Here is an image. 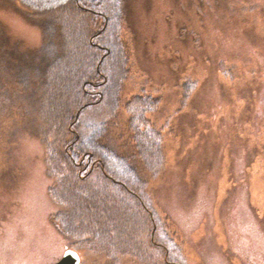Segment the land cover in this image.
I'll return each instance as SVG.
<instances>
[{
    "label": "rangeland",
    "instance_id": "obj_1",
    "mask_svg": "<svg viewBox=\"0 0 264 264\" xmlns=\"http://www.w3.org/2000/svg\"><path fill=\"white\" fill-rule=\"evenodd\" d=\"M23 1L27 7L17 0H0V119L5 124L0 123V264H54L73 250L68 241L84 225L71 227L80 213L54 191L62 190L63 183L49 175L51 147L45 132L50 127L36 106L40 89L28 83L55 77L56 69L68 62L66 35L73 24L68 5L77 0ZM124 1L120 14L129 27L123 41L131 51L132 74L120 87L117 113L107 120L104 134L117 152L133 151L125 104L141 91L165 100L148 119L162 134L165 161L162 171L144 178L143 193L159 222L156 242L141 239L147 254L157 251L169 235L177 245L171 264H264V89L246 113L249 96L235 98L237 85H231L232 69H264L258 64L264 66V0H203L211 4L203 17L199 4L191 7L193 0ZM100 10L96 13L101 15ZM210 13H216V20ZM88 17L97 34L102 18ZM233 18L245 22L235 24ZM251 43L257 49L251 51ZM215 69H224L220 91ZM184 77L195 85L208 78L212 86L194 89L182 110ZM249 78L242 80L249 83ZM15 102L21 109L11 116ZM177 111L181 115L174 122L170 114ZM199 111L206 116H197ZM181 119L184 135L177 128ZM83 166L88 174L94 170L100 176L98 166ZM95 230L89 233L98 237ZM78 243L74 251L81 264H112L92 254L93 246L85 240ZM139 253L134 250L132 255ZM132 255L117 263L166 264L162 250L159 259Z\"/></svg>",
    "mask_w": 264,
    "mask_h": 264
},
{
    "label": "trees",
    "instance_id": "obj_2",
    "mask_svg": "<svg viewBox=\"0 0 264 264\" xmlns=\"http://www.w3.org/2000/svg\"><path fill=\"white\" fill-rule=\"evenodd\" d=\"M17 1L28 6L26 1ZM195 1L196 4L194 0L190 2L191 7L199 4L198 14L203 17L204 11L211 8V4L206 5L203 0ZM245 1L247 2V0ZM123 2L127 1L77 0L75 3L71 2L68 5V8L71 7L68 18L70 23L75 26L72 24L70 32L66 35V41L71 43L67 41L68 49L71 50L69 53L67 52L68 62L61 65L63 69H56L53 74L55 77L35 78L28 84L36 85L40 89V93L36 97V104L39 105L36 106H40L39 113H44L42 119L47 121L46 124L50 127V130L45 132L51 147L49 175L53 178L56 177L54 179L56 181L60 178L63 183L60 185L62 190L57 187L54 191L58 190L56 195L58 194L61 200L68 203L76 201L77 203V208H79L77 210L80 214L79 218H72L71 227H78V223L84 225L75 231L76 237H70L71 240L68 242L72 247L68 244L69 248L76 250V248H80L78 240H85L89 243L88 245L93 246L92 254L102 256L110 260L112 264H118L117 261L123 257L130 258L134 250L140 252L132 255L135 258L148 255L149 258L154 259L153 255H155L159 259L162 250L166 264H171V256L177 248L174 238L167 235L168 242L164 238L162 246L157 247L158 249L155 251L158 254L155 252L147 254L146 244L141 241L142 238H145L147 243L156 242L155 238L159 231V222L150 210L148 196L143 193V190L147 185L144 178L147 176L151 178L153 174L164 169V164H162L165 161L163 137L156 125L148 119L150 115L159 111L165 100L162 103L161 95H144L146 92L141 91L140 95L133 97L125 104V110L129 114L125 125L131 133L128 143L133 147V151L124 148L117 152L114 149V142L106 139L107 136L104 134L107 120L117 113L120 87L123 86L124 81L129 80L132 74L131 51L128 44L123 41L124 34H127L129 28L120 14V11L123 10ZM30 6L32 5L30 4ZM57 9L55 14L60 13ZM96 9H101L99 11L101 15L96 13ZM234 9L240 10L241 7H234ZM88 16H92L94 20L102 18L97 34L94 31L96 24H93V20ZM212 16L216 20V13ZM89 20L92 21L90 25ZM232 21L235 24H244L245 22L244 20H234V18ZM216 29L220 30V27H216ZM214 32L218 33L216 30ZM195 39L197 42V38ZM248 45L251 51L257 49L252 43ZM259 57H261V53ZM228 63L225 62L226 66L233 68ZM258 64L261 68L264 67L260 61ZM221 70L224 69H215V75L219 76ZM231 73L234 75L231 77V85L233 86L235 83L237 85L234 97H241L244 100L249 96L245 103V112L247 113L253 106L252 102L255 97L263 96L261 89H264V69L253 68V71L243 73L232 69ZM221 74L224 76L222 72ZM247 77H251L250 81H258V85L255 84L253 87L250 85V81L246 83L247 81L242 80ZM215 83L220 86L217 87L220 91L224 78L216 77ZM195 84L196 82L191 83L187 77L181 78L179 99L182 110L186 109L187 101L194 89L196 92H201L205 88L203 87L205 84L206 87H211L212 81L206 78L202 83ZM251 93L253 94L251 95ZM10 108L9 113L12 116L20 111L21 104L17 106L15 102ZM179 112L170 114L174 122L181 115ZM198 114L197 116H206L207 113L199 111ZM181 121L182 119L177 128L184 135L187 129L184 128L185 124H182L184 122ZM0 123L5 125L2 119H0ZM192 123L197 124L194 120ZM208 123L209 120L206 121V127L211 128ZM53 124L54 126H52ZM170 131L169 134H172ZM87 162L90 164L89 167H99L100 176L97 173L94 174V170L90 174L86 172V167L83 165ZM144 213L147 216L142 217ZM147 217H149V222L148 219L144 220ZM52 219L54 220V216ZM68 220H66L67 224ZM141 221L146 223L143 224ZM148 224L152 225V231L146 229ZM85 226L88 230H84ZM93 228L96 229L98 237L96 234L89 233ZM65 231L67 230L65 229ZM136 241H139V245L135 244ZM165 244L168 247L164 248Z\"/></svg>",
    "mask_w": 264,
    "mask_h": 264
},
{
    "label": "water",
    "instance_id": "obj_3",
    "mask_svg": "<svg viewBox=\"0 0 264 264\" xmlns=\"http://www.w3.org/2000/svg\"><path fill=\"white\" fill-rule=\"evenodd\" d=\"M54 264H81V259L75 251L68 250L65 252L62 259Z\"/></svg>",
    "mask_w": 264,
    "mask_h": 264
},
{
    "label": "bare ground",
    "instance_id": "obj_4",
    "mask_svg": "<svg viewBox=\"0 0 264 264\" xmlns=\"http://www.w3.org/2000/svg\"><path fill=\"white\" fill-rule=\"evenodd\" d=\"M222 71H223V70H221L219 73H221ZM220 76L223 77V75H219V76L216 75L215 78H216V77H217V78H221ZM74 202H75V201H73V202H69V204H71V205L69 206V208L72 207V205H73L74 210H77V209H78V208H77V207H78V206H77V203H76V202L74 203ZM67 251H68V250H67ZM72 251H74V250H72Z\"/></svg>",
    "mask_w": 264,
    "mask_h": 264
}]
</instances>
